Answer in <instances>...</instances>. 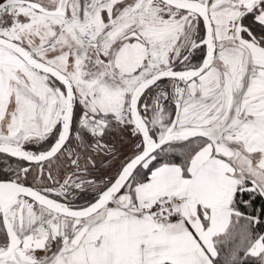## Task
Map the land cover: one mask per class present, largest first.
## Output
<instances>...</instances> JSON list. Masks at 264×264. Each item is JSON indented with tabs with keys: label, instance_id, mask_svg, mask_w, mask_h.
I'll return each instance as SVG.
<instances>
[{
	"label": "snow or ice",
	"instance_id": "snow-or-ice-1",
	"mask_svg": "<svg viewBox=\"0 0 264 264\" xmlns=\"http://www.w3.org/2000/svg\"><path fill=\"white\" fill-rule=\"evenodd\" d=\"M0 264H264V0H0Z\"/></svg>",
	"mask_w": 264,
	"mask_h": 264
}]
</instances>
